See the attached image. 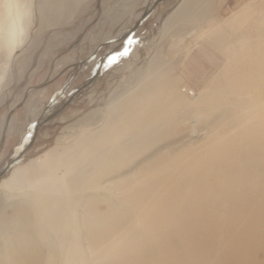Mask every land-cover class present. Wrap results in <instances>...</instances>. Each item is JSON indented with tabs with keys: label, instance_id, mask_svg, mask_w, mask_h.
<instances>
[{
	"label": "bare ground",
	"instance_id": "obj_1",
	"mask_svg": "<svg viewBox=\"0 0 264 264\" xmlns=\"http://www.w3.org/2000/svg\"><path fill=\"white\" fill-rule=\"evenodd\" d=\"M89 1L38 0L37 28L63 12L50 25L68 24ZM187 2L167 29L212 5ZM30 11L31 0H0L1 91ZM207 31L222 65L204 87L189 90L180 63L153 54L64 145L0 177V264H264V0Z\"/></svg>",
	"mask_w": 264,
	"mask_h": 264
},
{
	"label": "rangeland",
	"instance_id": "obj_2",
	"mask_svg": "<svg viewBox=\"0 0 264 264\" xmlns=\"http://www.w3.org/2000/svg\"><path fill=\"white\" fill-rule=\"evenodd\" d=\"M82 1L84 0H81V4ZM146 1L90 0L86 7L73 14L68 24L50 25L65 21L68 14L63 12L57 21L45 24L39 31L38 15L35 10L38 0H31V20L27 34L10 63L11 83L0 90V95L3 94L5 97L0 104V169L27 144L35 123L46 116L54 114L38 129L34 141L20 160L30 164L34 158L49 148L64 145L66 141L64 139L71 129L74 131L79 129V120L100 107L104 109V102L111 91L121 85L125 78L144 70L153 54L162 58L165 63L174 61L180 63L174 68V72H178L179 67V70L182 69L180 71L182 74L179 72L181 84L189 90L195 92L204 87L222 65L219 53L208 43L210 33L207 29H211L214 24L226 22L248 0H210L212 5L205 17L192 24L177 17L172 20L168 29L166 18L182 0H163L160 2V8L156 11L154 8L124 45L118 46V42L103 45L86 62V67H84L86 63L82 67L79 66L81 69L76 67L72 73L64 77L65 80L53 82L59 72L61 61L71 62L74 59L76 62H82L99 44L114 42L116 38L124 35L146 7ZM187 4L194 7L195 3L188 0ZM65 36L67 40L61 44ZM55 43L59 44L50 48V45ZM198 45L203 47L205 55L201 53L195 57L193 48ZM113 48L115 50L104 59V64L102 63V73L100 72L90 85L80 90L62 110L58 111L77 88L92 76L99 57ZM186 48H191L192 53L190 51L184 55ZM207 53L214 54L215 65H211V58L206 56ZM193 56L194 58H191ZM110 57L115 59L110 60ZM195 61L197 66H201L196 70L190 67ZM24 66L27 67L25 70ZM90 73L91 76L87 78ZM30 99L33 106H29ZM33 110H37V113H33ZM2 126L5 127V131H2ZM19 128L22 129L21 133L16 130ZM187 129L188 124L179 127L178 135L176 134L174 138L183 139ZM9 171L10 169L1 177H6ZM2 197L0 190V204Z\"/></svg>",
	"mask_w": 264,
	"mask_h": 264
},
{
	"label": "water",
	"instance_id": "obj_3",
	"mask_svg": "<svg viewBox=\"0 0 264 264\" xmlns=\"http://www.w3.org/2000/svg\"><path fill=\"white\" fill-rule=\"evenodd\" d=\"M163 0H147L146 1V7L144 8V10L142 11V13L140 15L137 16L134 24L127 30V32L122 35L119 36L118 38H116V40L114 42H103L101 44H99L94 50L93 52L88 55L82 62H80L78 64V66H82L84 63L88 62L92 56H94V54L97 53V51L103 46V45H108L110 43H117L118 42V46L124 45L125 42H127L132 35L134 34L136 28L143 22V20L154 10V8ZM115 50V48H113L112 50H110L109 52H104L98 59V65L97 68L95 70V72L92 74V76L90 78H88L83 84H81L77 90L68 98V100L62 105V107L58 110H62V108L68 104L71 100V98H73L80 90L86 88L88 85H90L100 74L101 72V67H102V63L104 61V59H106L110 53H112ZM79 67V68H80ZM54 114L46 116L45 118H42L40 121H37L32 129L30 138L27 142V144H25L19 151V153L9 162H7L3 168L0 169V177L7 172L14 164L18 163L20 158L23 156V154L25 153V151L29 148V146L32 144V142L34 141L35 135L38 131V129L41 127V125H43L45 122H47L50 118L53 117ZM2 131H5V127L2 126Z\"/></svg>",
	"mask_w": 264,
	"mask_h": 264
},
{
	"label": "crops",
	"instance_id": "obj_4",
	"mask_svg": "<svg viewBox=\"0 0 264 264\" xmlns=\"http://www.w3.org/2000/svg\"><path fill=\"white\" fill-rule=\"evenodd\" d=\"M160 5H161V3H159V4L155 7V10H154V11L158 10V9L160 8ZM144 22H145V19L143 20L142 23H144ZM66 40H67V37L65 36V37L63 38V40L61 41V44L64 43ZM80 62H81V61L76 62L74 59L71 60V62H70V61H67V60L61 61V62L59 63V64H61V66H60V68H58V69H59V72H58V74H57L56 79H54L53 82L55 83V82H59V81H61V80H65L64 77H66L69 73H72L74 68L79 67L78 64H79ZM59 64H58V65H59ZM84 64H85V63H84ZM103 64H104V63H103ZM86 65H87V63L85 64L84 67H86ZM81 67H82V66H81ZM102 67H103V65H102ZM78 69H79V68H78ZM80 69H81V68H80ZM101 73H102V72H101ZM88 76H91V73L87 75V78H88Z\"/></svg>",
	"mask_w": 264,
	"mask_h": 264
},
{
	"label": "snow or ice",
	"instance_id": "obj_5",
	"mask_svg": "<svg viewBox=\"0 0 264 264\" xmlns=\"http://www.w3.org/2000/svg\"><path fill=\"white\" fill-rule=\"evenodd\" d=\"M109 59H110V60H113V59H115V57H110Z\"/></svg>",
	"mask_w": 264,
	"mask_h": 264
}]
</instances>
